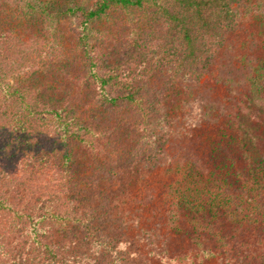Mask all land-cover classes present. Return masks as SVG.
<instances>
[{
  "label": "trees",
  "instance_id": "16d2710c",
  "mask_svg": "<svg viewBox=\"0 0 264 264\" xmlns=\"http://www.w3.org/2000/svg\"><path fill=\"white\" fill-rule=\"evenodd\" d=\"M13 3L0 264H264V0Z\"/></svg>",
  "mask_w": 264,
  "mask_h": 264
},
{
  "label": "rangeland",
  "instance_id": "374dc122",
  "mask_svg": "<svg viewBox=\"0 0 264 264\" xmlns=\"http://www.w3.org/2000/svg\"><path fill=\"white\" fill-rule=\"evenodd\" d=\"M1 10H3V12H1ZM0 19L2 20L0 21L1 30L5 31L7 29L6 27L8 26H10L15 31L17 30L15 34L10 31L8 34H6L7 36L5 39L0 40L4 45L0 47L1 55L7 61V63L12 65L14 71H16L15 75L19 74L21 77H23L24 81L31 77L29 83L30 86H32L33 83L38 80V73L35 77L34 74L36 72L32 73L31 75L30 73L32 72L33 68H38L40 61L43 59L42 43L44 36L41 34L39 28H36L35 36L29 33L26 36H23V30L20 28L23 26V24H26V18L21 16L20 7L15 5L13 0H0ZM4 22L8 23L4 24ZM62 23L64 26H71L72 20H63ZM0 33L3 35V32ZM8 81L15 83V80L10 76L8 77ZM209 81L211 82L213 92H216V89H218L217 86L214 85L211 80ZM3 119H5L3 118V115H0V145L5 144L6 141L10 140L9 136H11V132L13 133L12 136L14 137L21 134V130L13 131L12 129L9 130V128L6 130L7 124H5ZM11 171H15V169H12ZM12 174H14V172H12Z\"/></svg>",
  "mask_w": 264,
  "mask_h": 264
}]
</instances>
